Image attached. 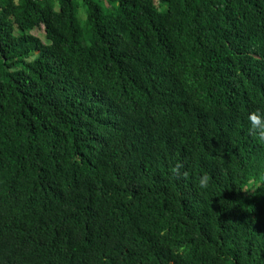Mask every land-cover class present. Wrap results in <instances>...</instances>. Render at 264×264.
Returning a JSON list of instances; mask_svg holds the SVG:
<instances>
[{"label": "trees", "instance_id": "16d2710c", "mask_svg": "<svg viewBox=\"0 0 264 264\" xmlns=\"http://www.w3.org/2000/svg\"><path fill=\"white\" fill-rule=\"evenodd\" d=\"M262 131L264 0H0V264H264Z\"/></svg>", "mask_w": 264, "mask_h": 264}, {"label": "clouds", "instance_id": "9594fccd", "mask_svg": "<svg viewBox=\"0 0 264 264\" xmlns=\"http://www.w3.org/2000/svg\"><path fill=\"white\" fill-rule=\"evenodd\" d=\"M250 120H251V123H252L253 126L261 124V120L255 115L251 116ZM261 139L264 140V131L261 132ZM261 179L264 180V176H262ZM253 183H256V182L255 181H250V184H253ZM208 184H209L208 175L207 174L202 175L199 178L198 187L200 189H205V188H207Z\"/></svg>", "mask_w": 264, "mask_h": 264}, {"label": "rangeland", "instance_id": "374dc122", "mask_svg": "<svg viewBox=\"0 0 264 264\" xmlns=\"http://www.w3.org/2000/svg\"><path fill=\"white\" fill-rule=\"evenodd\" d=\"M42 31V30H41ZM36 35L40 37L42 40L46 41L44 32H36Z\"/></svg>", "mask_w": 264, "mask_h": 264}]
</instances>
